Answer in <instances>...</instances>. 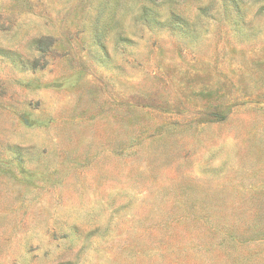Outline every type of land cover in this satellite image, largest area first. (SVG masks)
I'll use <instances>...</instances> for the list:
<instances>
[{"label": "rangeland", "instance_id": "1", "mask_svg": "<svg viewBox=\"0 0 264 264\" xmlns=\"http://www.w3.org/2000/svg\"><path fill=\"white\" fill-rule=\"evenodd\" d=\"M0 264H264V0H0Z\"/></svg>", "mask_w": 264, "mask_h": 264}]
</instances>
